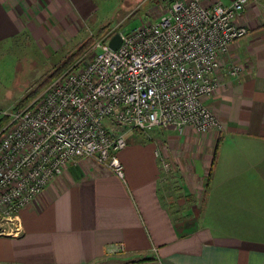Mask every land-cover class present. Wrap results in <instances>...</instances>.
<instances>
[{"label":"crops","instance_id":"0c3cea01","mask_svg":"<svg viewBox=\"0 0 264 264\" xmlns=\"http://www.w3.org/2000/svg\"><path fill=\"white\" fill-rule=\"evenodd\" d=\"M95 11L94 0H0V45L30 36L56 49L67 41L49 36L76 35ZM235 23L248 33L206 100L222 131L153 129L165 139L118 153L123 178L70 163L20 211L19 234L0 235V264H264V1Z\"/></svg>","mask_w":264,"mask_h":264},{"label":"built area","instance_id":"2783aa9c","mask_svg":"<svg viewBox=\"0 0 264 264\" xmlns=\"http://www.w3.org/2000/svg\"><path fill=\"white\" fill-rule=\"evenodd\" d=\"M249 1L264 0L210 7L173 0L155 21L128 33L106 29L86 55L11 112L0 129V235L19 234L20 211L77 159L123 178L118 153L131 131L221 132L206 100L219 86L229 46L248 33L235 19ZM115 34L121 44L113 50ZM239 72L228 68L230 76ZM162 168L169 166L162 161Z\"/></svg>","mask_w":264,"mask_h":264},{"label":"rangeland","instance_id":"374dc122","mask_svg":"<svg viewBox=\"0 0 264 264\" xmlns=\"http://www.w3.org/2000/svg\"><path fill=\"white\" fill-rule=\"evenodd\" d=\"M171 1L94 0L96 7L94 18L80 20L81 28L76 35L62 34L56 39L49 36L53 39L50 40L53 47L59 45L54 42L61 40L64 43L67 41L65 45L51 49L47 45L40 46L42 39L36 41L30 36H20L0 45V129L8 122L9 114L15 107L32 94H36L35 98L46 87H43L45 83L59 75H56L57 68L62 65L66 68L86 55L95 40L100 38L102 29L119 26V31L128 33L141 27L143 23L155 21L166 11ZM93 53L88 54L86 59H90ZM166 135L167 133L157 130L146 135L131 131L127 134L126 140L127 145L132 141L154 145L157 141L165 139Z\"/></svg>","mask_w":264,"mask_h":264},{"label":"trees","instance_id":"16d2710c","mask_svg":"<svg viewBox=\"0 0 264 264\" xmlns=\"http://www.w3.org/2000/svg\"><path fill=\"white\" fill-rule=\"evenodd\" d=\"M105 29H102L101 30V32H103ZM100 33V32H99ZM91 47V46H90ZM75 55H77V54H75ZM72 64V63H71ZM70 64V65H71ZM69 65V66H70ZM65 65H62V67H59V68H57L58 70H57V73H56V75H58V74H60L61 72H63L64 70H66L68 67H64ZM55 77V76H54ZM53 77V78H54ZM51 80H52V78L47 82V83H45L44 85H43V87L44 86H47L50 82H51ZM42 87V88H43ZM36 94H32L29 98H27L26 100H24L22 103H20L19 104V106H17V107H15L13 110H17V109H21V108H23V107H25L27 104H29L30 102H31V100L34 98V96H35Z\"/></svg>","mask_w":264,"mask_h":264},{"label":"water","instance_id":"95a60500","mask_svg":"<svg viewBox=\"0 0 264 264\" xmlns=\"http://www.w3.org/2000/svg\"><path fill=\"white\" fill-rule=\"evenodd\" d=\"M121 44V38L118 34H115L109 41L111 49L116 50Z\"/></svg>","mask_w":264,"mask_h":264}]
</instances>
